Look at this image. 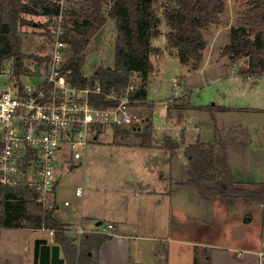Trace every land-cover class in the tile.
<instances>
[{
  "label": "rangeland",
  "instance_id": "374dc122",
  "mask_svg": "<svg viewBox=\"0 0 264 264\" xmlns=\"http://www.w3.org/2000/svg\"><path fill=\"white\" fill-rule=\"evenodd\" d=\"M173 2L174 0L154 2L159 31L164 27L163 7ZM224 2L222 25L212 26L204 32L207 51L199 68L189 72V67L182 65L174 53L162 56L157 76L147 84V96L154 104L161 102L159 105L162 107L163 102L169 98L168 106L196 107L184 116H179L178 123H173L175 129H179L181 124L186 128L183 137L176 130L178 144L187 146L194 144L196 140L210 143L214 134L220 141L230 139L234 144L229 146L228 151L226 147V155L233 180L237 184L247 185L264 183V75H250V80H247L237 74L238 70L240 73L244 68L245 61L238 60L235 63L231 60L230 64H237L235 69L219 58L230 40V32L239 27V20L248 9L247 0ZM71 7L69 3L67 10ZM107 10L104 12L106 16ZM24 20L27 23L19 30L23 43L22 52L26 55L23 65L28 63L27 59L32 58L31 56L46 51L49 40L45 32L53 24L49 25L48 18L43 15L27 14ZM115 36L114 22L107 19L101 51L92 47L86 51L83 73L90 75L99 66H113ZM158 43L164 44L161 35L155 38V44ZM158 51L159 49L153 48L155 56ZM174 79L182 80L183 91L186 90L188 97L183 95L179 100H173L179 94L178 88H172ZM255 80L258 81L257 85L251 88L250 84ZM8 81L7 76L0 77V87ZM133 83L136 84L135 78ZM158 133L160 136L163 131L162 134ZM156 134L155 137L152 136L153 143L148 148L142 147L133 135L124 141H116L113 130L103 129L85 151L83 160H72V168L62 171L57 181L55 197L45 207L51 206L56 211L58 206L57 216L63 221L73 222L72 214L77 210L78 201L75 189L81 186L83 195L79 198V203L80 199H87L99 208L103 216L108 217L103 219L100 225L102 228L112 217H119L125 223V232L139 238H186L226 247L257 246L256 238H261L264 233V204L239 198L234 201H225L217 196L203 198L193 186L186 184L188 175L184 155L177 151L171 157L168 150L160 147L162 143ZM185 147L182 148L185 150ZM148 184L156 190L162 189L167 195L177 191L176 186L186 185L194 190L196 199L191 194L176 193L174 204L184 206L181 208L185 209L184 212L175 205L170 207L165 198L162 205H154L142 195L150 191L146 190L149 188ZM196 196L207 201L199 204ZM65 200L70 206L64 205ZM257 212L262 213V216L255 217ZM245 217L251 220L254 218V222L245 221ZM85 223L86 221L81 225L82 229L85 228ZM38 224L37 219L30 216L24 218L22 226L37 228ZM225 228L228 231L225 232ZM71 232L75 238L74 231ZM203 250L201 248L197 253L198 264H204Z\"/></svg>",
  "mask_w": 264,
  "mask_h": 264
},
{
  "label": "trees",
  "instance_id": "16d2710c",
  "mask_svg": "<svg viewBox=\"0 0 264 264\" xmlns=\"http://www.w3.org/2000/svg\"><path fill=\"white\" fill-rule=\"evenodd\" d=\"M156 0H67L63 23V39L67 42L65 50V70H70V78L79 85L85 84L80 72L86 59V51L92 47L97 32L114 22L116 36L112 67L99 66L93 72L103 91L120 90L129 83L133 73H140L143 81L153 71L149 54L153 51L151 39L159 35L158 19L153 5ZM246 14L239 20V27L230 34V43L221 51L230 60L245 61L240 70L243 76L264 75V0H247ZM107 10V16L105 10ZM225 10L224 0H174L163 7V14L169 32L167 44L174 49L182 65L198 68L206 46L204 32L210 26L222 25L221 15ZM58 13V7L50 0H0V73L3 62L14 58L15 73H23L20 62L26 58L22 52L20 28L27 22V14L44 15L49 25ZM47 37L50 32L47 30ZM25 55V56H24ZM27 60H40L31 56ZM131 98L146 100L143 89L132 94ZM146 108L150 114L140 132L115 127L116 141H124L131 135L140 141L142 147H151L153 118L152 105ZM140 111V110H139ZM234 144L229 140H218L212 144L196 142L185 147L187 161V185L193 186L203 198L219 197L225 201L244 199L264 204V183L237 184L229 169L226 147ZM160 147L168 150L171 156L178 144L169 139L163 140ZM4 208L0 210V228H24V218L35 216L39 225L53 232L54 244L61 249L64 264H96L95 255L109 235L102 233H83L78 245L67 236L66 227L54 216V208H47L36 202L37 194L26 187L6 188ZM194 264H198L197 258Z\"/></svg>",
  "mask_w": 264,
  "mask_h": 264
},
{
  "label": "built area",
  "instance_id": "2783aa9c",
  "mask_svg": "<svg viewBox=\"0 0 264 264\" xmlns=\"http://www.w3.org/2000/svg\"><path fill=\"white\" fill-rule=\"evenodd\" d=\"M52 2L58 13L49 29L48 48L36 54L40 60H28L25 65L22 60L24 72L19 74L14 71V58L5 60L1 68L0 77L7 76L9 81L0 87V210L7 202L4 189L19 186L34 191L36 202L46 206L62 171L72 168V160H83L103 129L140 132L147 122L137 109L142 101L131 98L138 91L133 83L136 73L126 87L108 91L102 90L94 71L88 75L81 70L82 86L70 78L71 71L64 69L67 0ZM20 75L27 81L22 82ZM82 194V187H77L75 196ZM64 205L70 203L64 201ZM72 230L78 245L85 232L78 225Z\"/></svg>",
  "mask_w": 264,
  "mask_h": 264
},
{
  "label": "crops",
  "instance_id": "0c3cea01",
  "mask_svg": "<svg viewBox=\"0 0 264 264\" xmlns=\"http://www.w3.org/2000/svg\"><path fill=\"white\" fill-rule=\"evenodd\" d=\"M161 28L162 30H160L159 35L163 37L164 44L162 45L159 43L155 44V38H157L159 35L151 39L152 47L159 49L156 56L154 55L153 51L149 54V60L153 65V71L148 75L146 81L142 80L140 73H136L135 75L136 87L138 88V90L143 89L146 94V100L144 102L142 101L141 105H139L138 108L142 113V115L147 117L150 114V112L146 108V106L152 105L153 106L152 136L155 137V133H157L156 134L158 135L157 137H160L159 138L160 143H162L163 140L165 139H169L174 143L178 144V141L176 140L177 136H175V132L176 130H178L177 132L180 133L181 137H183L185 135L186 128L183 124H181L179 129H175L174 128L175 125H173V123L174 122L178 123L179 116H184L191 109H196V107L190 106V108L189 107L182 108L179 106L177 107H174L172 105L168 106L167 101H169L170 98L163 102L164 106L162 107L159 105L161 104V102L154 104L148 100V96H147L148 95L147 84L153 77L157 76L158 73L157 67L162 62L161 59L162 56H165L169 53L171 54L174 53L176 55L175 50L170 48L166 42L165 33H167L168 26L166 25L165 21H164V27L162 26ZM229 43L230 40L226 45H228ZM206 51H207V47L205 46V49L203 51V57L199 66L201 65V63L205 58ZM219 58L224 59L225 62L230 64L231 60L227 56L221 57L219 55ZM212 63L213 65H215L214 62ZM186 66L189 67V72L194 71L191 69L190 65H186ZM230 66H232V68L234 67L235 69H237V64L234 65L230 64ZM237 74L241 77L247 78V80H250V76L248 77L243 76L242 74L239 73V70ZM173 82H176L177 86H173L174 84ZM257 82H258L257 80L253 81L250 84V87L255 88ZM172 88L179 89L178 96L173 97V100L177 101L181 96L187 95L188 97L189 95L186 92V90L183 91L184 89L182 86V80H177V79L172 80ZM168 122H170L171 124H169ZM158 131L161 132V134L163 131V134L159 136ZM256 131L258 132L259 129ZM215 139H216V135L214 134L212 142L210 143L201 142V143L212 144ZM196 142H200V141L196 140ZM178 146L179 147L175 151V154L177 151H180L184 155V148L182 147H185L186 144L184 145L182 143L181 145L178 144ZM229 146L232 145L231 144L227 145V151ZM185 164L187 171L186 158H185ZM148 186L149 188H146V190H150V191L142 195H145L146 197L145 199H147L148 202L153 203L154 205H162L163 199L165 198L168 200L170 207L173 208L176 206L179 210L181 208H184V206H182L181 204L180 207L174 204V199H175L174 196L176 195L177 192L186 195L191 194L193 198L196 199L194 196L196 195L194 190L190 189L186 185L182 187L176 186L177 191L171 193L170 195L165 194V192H163L162 189L156 190L155 188H151L149 184ZM55 194H56V188L54 194L52 195L53 196L52 198L55 197ZM197 199H199L200 201L198 202L199 204L204 203L203 201L205 202L207 201L199 197ZM49 208H51V206ZM76 208L77 210L75 209L73 211L74 213L72 214L73 222L72 220L63 221L60 219V217L57 216L59 211L58 206H57V210L54 211V216L60 223H62L67 228V235L72 240L74 239V236H72V232H71L72 227L78 225L82 229L81 225L83 224L84 221H86V223H85V228L82 229L83 232L85 233L100 232L102 234H106L110 236V239L106 240L96 252L95 254L96 264H194L195 259L198 258L197 253L201 251V248H204L203 259L201 258L204 264H264V238H263L264 233L261 234L262 235L261 238H256L257 246L247 247V248H242L241 246L226 247L224 245L217 243L212 244L207 242H197L195 240L186 239V238H139L137 236L125 232L124 230L125 223L122 220H119V217L118 219L112 217V219H110L107 222L106 226H104L103 228L100 227L103 219L108 217L103 216L102 212L99 211V208L89 203L87 199L85 200L80 199V203H79V197H78ZM254 209L255 208H253V210ZM184 210L185 209H181L180 211L184 212ZM114 211L118 212V210H114ZM258 212L257 215L256 214L254 215L255 217L262 216V213L259 214ZM117 215L115 216L117 217ZM31 217L36 218L35 216H31ZM253 219L251 220V218L245 217V221L251 220V223L254 222ZM108 225H111L112 227L108 228ZM226 231H228L227 228H225V232ZM23 232L26 233L23 235ZM74 234L76 236L75 232ZM36 239H45L47 240L48 244L50 245L54 244L53 235L50 234V231L42 228L40 225L37 228L1 227L0 228V264H38L35 263L34 261V242ZM161 243H165V245H162ZM59 257L63 258L61 249L59 251Z\"/></svg>",
  "mask_w": 264,
  "mask_h": 264
},
{
  "label": "water",
  "instance_id": "95a60500",
  "mask_svg": "<svg viewBox=\"0 0 264 264\" xmlns=\"http://www.w3.org/2000/svg\"><path fill=\"white\" fill-rule=\"evenodd\" d=\"M105 26H103L92 40V48L101 51V44ZM20 80L26 82V77L20 75ZM100 223V222H98ZM60 247L56 244L50 245L45 239H36L34 242V261L38 264H64V259L59 257Z\"/></svg>",
  "mask_w": 264,
  "mask_h": 264
}]
</instances>
